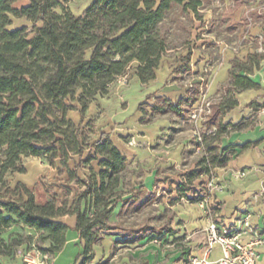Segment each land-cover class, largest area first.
Returning a JSON list of instances; mask_svg holds the SVG:
<instances>
[{
  "label": "trees",
  "instance_id": "1",
  "mask_svg": "<svg viewBox=\"0 0 264 264\" xmlns=\"http://www.w3.org/2000/svg\"><path fill=\"white\" fill-rule=\"evenodd\" d=\"M19 1L0 0V257L10 255L13 245L33 240L30 235L24 240L13 235L5 239L7 229L15 224L43 234L46 246L41 249L55 257L67 242L69 226L61 221L65 216L76 217L75 230L83 245L79 264H91L94 247L118 229L121 240L116 244L174 236L170 211L161 216L160 226L148 220L125 227V213H138L154 194L143 185L136 188L127 159L86 117L90 105L106 95L118 77L134 70L143 84L154 81L163 57L179 48L175 39L182 40L181 45L188 43L204 0H94L81 14H74L61 0H28L17 9L14 5ZM13 17L27 20L32 28L9 29ZM261 49L246 62L233 61L230 79L205 122L203 148L208 155L201 153L197 168L176 182L177 198L171 205L184 199L200 202L202 197L189 196L195 181L215 174L236 155L230 148H221V139L249 127L252 120L230 124L224 117L240 106L239 92L262 88L251 75L264 62V25ZM191 53L179 58L187 72ZM200 91L177 103L161 99L146 121L167 114L188 120ZM145 106L142 103L139 109L145 111ZM251 107L261 109L264 104L254 101ZM74 110L81 114L79 124L69 117ZM195 143L198 149L200 144ZM257 144L238 147L243 152ZM25 157L41 159L60 174L65 171V183L75 182L76 190L66 185L69 194L41 203L26 184L12 187L10 177L27 172ZM120 204L121 219L113 222ZM183 251L190 256V248ZM185 261L191 264V259Z\"/></svg>",
  "mask_w": 264,
  "mask_h": 264
},
{
  "label": "crops",
  "instance_id": "2",
  "mask_svg": "<svg viewBox=\"0 0 264 264\" xmlns=\"http://www.w3.org/2000/svg\"><path fill=\"white\" fill-rule=\"evenodd\" d=\"M263 6L264 0H204L199 9L200 18H194L188 43L163 57L154 81L143 84L132 70L128 85L114 83L106 95L98 96L90 105L86 122L92 120L98 132L107 134L127 159L136 188L143 185L147 193L154 195H160L159 187H168L167 190L173 191L167 195L170 199L166 206L174 214L171 227L175 232L174 236L165 239L116 244L121 240L122 231L118 229L108 235L100 246L94 247L95 259L91 264H187L186 259L204 256L210 218L199 202L184 199L171 205L177 198L176 182L183 174L196 169L200 158L193 125L176 114L156 116L149 121L146 118L152 115V108L161 99L177 103L199 90H203L210 99L219 98L221 87L230 79L233 61L239 58L246 62L250 54L262 51ZM190 50L191 71L187 72L179 58ZM251 78L262 88L239 92L237 99L240 106L224 117L225 123L238 124L251 120L252 123L244 129L229 132L221 139V148H230L229 151H236V155L227 166L215 169L217 187L212 190L213 220L220 228L232 231L248 229L244 241L254 235L261 237L263 243L257 247V264H264V108L251 107L254 101L264 104V62ZM142 103L146 105L145 111L139 109ZM69 117L76 124L81 122L79 111H70ZM249 142L258 144L242 152L238 146ZM35 161L39 167L33 165H36L34 161L31 163L33 166L25 162L27 172L10 177L12 187L18 182L27 186L31 183L33 187L30 188L34 191L40 177L57 175V167L45 164L41 159ZM239 172L246 175L237 178ZM60 178L67 179L65 171ZM208 179L202 176L196 180L189 196L198 197L206 193ZM120 210L121 204L112 216L113 222L120 221ZM249 212L253 213V218L247 228L242 220ZM61 221L69 226L67 242L54 257L53 264H58L60 260L63 264L71 262V251L69 258H63L70 245L76 243L81 246V252L83 249L75 230L76 217L65 216ZM12 235L22 239L29 235L33 239L43 236L20 224L7 229L4 238ZM181 237L185 238L182 243L174 242ZM25 243H28L27 239L13 245L12 250L20 255H2L1 264H24L21 253ZM183 248H190V256H184ZM222 256V249L216 246L208 259L217 261Z\"/></svg>",
  "mask_w": 264,
  "mask_h": 264
},
{
  "label": "built area",
  "instance_id": "3",
  "mask_svg": "<svg viewBox=\"0 0 264 264\" xmlns=\"http://www.w3.org/2000/svg\"><path fill=\"white\" fill-rule=\"evenodd\" d=\"M264 9V6H263ZM129 74L120 76L116 82L119 85H126L129 81ZM216 99H210L200 91L199 98L192 106L189 114L188 121L193 125V135L195 140L200 144L198 151L204 155H208L203 148V133L205 131V122L212 112V104ZM211 131L208 132L210 134ZM245 172H239L237 178H243ZM206 184V193L202 196L199 205L203 212L210 218V223L206 229L207 231V246L204 256L192 257L191 264H257L258 253L257 247L263 243V239L259 236H252L246 241L243 237L247 235L248 229L240 231H232L220 226L213 220L214 217V203L212 199V190L216 189L217 184L215 181V174L208 177ZM253 213L249 212L242 220L245 226H250ZM219 246L222 249L223 256L217 261H210L209 254L212 250ZM49 254L45 253L39 247L33 248V252H29L24 256V261L27 264H46L49 260Z\"/></svg>",
  "mask_w": 264,
  "mask_h": 264
},
{
  "label": "rangeland",
  "instance_id": "4",
  "mask_svg": "<svg viewBox=\"0 0 264 264\" xmlns=\"http://www.w3.org/2000/svg\"><path fill=\"white\" fill-rule=\"evenodd\" d=\"M93 0H61V2L64 4V6L66 8H68L69 10H71L74 14H81L85 8L92 2ZM29 3L28 0H22L17 2L14 7L17 9H20L21 7L27 5ZM185 23H188V20L185 18L184 21ZM23 27H27L29 29L32 28V23L28 22L25 19H17V18H12V25L9 27V29L13 30V29H19V28H23ZM182 33V31H181ZM178 42L179 48L182 46L181 43L183 42L182 40H180L178 37L175 39ZM130 80V77H129ZM117 84V83H115ZM129 84V81L126 85ZM35 157H25L23 159V162H29V165L34 161L36 163L34 159ZM39 160V159H38ZM33 164V163H32ZM31 164V165H32ZM34 166H38L39 164L36 163L33 164ZM32 165V166H33ZM35 168V167H33ZM32 173V172H31ZM62 174H60L59 172L57 173V175L55 177H48L47 175L40 177V183H38V187H36L34 189V191L36 192V196L39 200V202L43 203L48 201L49 198H54L57 196V194L60 195H66L69 194V189L68 187H66V185H68L69 187H72L76 190V186H75V182L72 184H68L65 183L66 179L64 178H60ZM29 187H33V184L28 183ZM168 187H159L158 192H160V195H150L151 199L150 201L146 204V206H144L141 211H139L138 213H125L124 215V220L123 223L125 225V227L127 226H131L132 224H137V225H142L143 223L147 222L148 220L151 222V225H155V226H160L161 222L159 223V219H162V215H168L169 213V208L166 206V204L168 203L167 200H169L170 198L167 196L169 193L167 191ZM73 193V192H72ZM71 198L70 200L73 201V194L69 195ZM148 196V194L143 195L141 198L144 199ZM164 215V216H165ZM152 222L154 224H152ZM77 232V231H76ZM70 239L72 237V232L69 235ZM28 240V239H27ZM26 246L22 249V253H21V257L23 259V263L27 264L24 261V256L29 253V252H33V248L34 245L35 247H39L41 249V247H45L46 243L43 241L41 236H37L35 237L31 242L28 240V243H25ZM13 251V250H12ZM10 252V255L12 254H16L17 255L20 253L18 251L16 252ZM72 252V260L70 263L67 264H78L79 261V255L81 254V246L77 245L76 243L70 245L69 250L67 253H65V255L63 256L64 259L69 258L70 255L69 253ZM53 260L54 257L49 256V260L46 264H53ZM63 260V259H62ZM58 264H63L61 262V260L59 261Z\"/></svg>",
  "mask_w": 264,
  "mask_h": 264
}]
</instances>
